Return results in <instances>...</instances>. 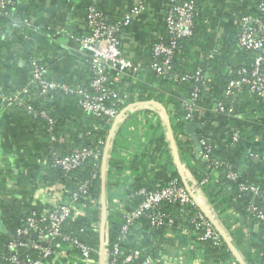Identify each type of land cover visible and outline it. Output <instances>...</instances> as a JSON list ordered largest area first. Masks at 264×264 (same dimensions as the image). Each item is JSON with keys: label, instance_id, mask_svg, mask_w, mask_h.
<instances>
[{"label": "built area", "instance_id": "obj_1", "mask_svg": "<svg viewBox=\"0 0 264 264\" xmlns=\"http://www.w3.org/2000/svg\"><path fill=\"white\" fill-rule=\"evenodd\" d=\"M89 1L90 4L84 17L87 33L77 39L80 48L86 53L89 64V78L86 84L81 85L64 79L50 78L47 67L38 58L30 57L28 60L30 72L28 83L9 94H0V100L6 106L22 110L37 125H41L40 133L46 137L47 142L60 144L65 142V139L61 140L62 136L55 132L56 121L51 114L52 111L43 106L39 98H45L52 93L68 96L74 99L76 105L85 114L104 116L114 121L121 114V105L124 103V98L119 96L117 90V87L120 86L119 75L136 73L134 63L124 57L120 50V33L135 16L144 11V1L141 0L132 5L122 18L113 23L105 22L102 12L94 6L95 0ZM166 1L168 4L164 14V23L167 38L166 40L158 36L155 38L156 40L151 45L149 66L158 75L170 79L175 78L179 82L194 81L189 97L181 99L183 111L181 120L186 123L194 119L196 110L200 108L197 103L198 83L202 84L203 78L207 74H203L202 69L196 67L192 72H183L176 78V75L172 76V58L179 39L192 35L196 0ZM15 3L16 0H0V14L6 15ZM256 8L260 15L252 13H237L236 15L235 44L238 48L250 52V64L238 67L234 71L235 76L232 75L230 66L226 67V70L231 74L225 73L227 81L222 91L224 97L230 99L229 104L231 105L225 106L221 101H218L212 112H219L227 117L231 116L233 112L231 100L241 94L243 90L259 98H264V0H258ZM22 21L26 25L29 24V20L26 18ZM217 57L220 58L215 48L205 55L206 60ZM31 95L37 101H31V99L25 101L24 96L30 98ZM167 117L168 131L174 141L175 135L168 114ZM223 129L230 138L226 148L232 151L241 143L240 131L227 124L223 126ZM177 138L185 140L184 135L179 133ZM198 141L200 149L196 150L195 158L206 165L203 168L204 175L194 179L192 186H189L187 179L184 181L186 183H183L179 177L173 176L164 183L156 181L151 187L142 186L131 190L130 186L133 180L126 186L119 183L118 186L114 176L113 180L108 181L107 172L109 171L107 170L109 169L105 165L104 201L101 198L103 151L101 152L96 146H73L69 147L65 153L59 147L49 146V155L44 157L47 160L42 158L45 160L43 161L39 158L37 162L43 161L42 165L48 164L49 167L60 169L67 175L78 169L83 162L92 161L91 176L87 180L79 181L74 188L68 189L61 181L40 182L45 171L39 172L34 178L35 190L38 189L39 193L52 197L54 200L48 204H44L42 201H34L30 204L33 207L41 208L40 210H31L15 229L6 243L7 255L5 259L10 264H130L133 259L146 252L142 264H188L189 261L182 258V252H175L173 256L172 248L165 244L159 246L155 255L146 251V246H143L137 237L134 248L123 249L120 246L123 240L132 235L131 227L138 226V220L144 217L151 228H165L164 236L177 235L181 232L188 234L192 248L199 249L201 254L198 257V264H246L243 255L234 244L233 236L226 229L225 223L222 220L219 221L221 216L217 210H210L211 204L202 192V188L212 179L214 168L223 167L225 177L231 183L237 182L238 192L250 196L246 204V211L256 219L257 224L264 225V189L252 182L239 180L248 169L252 168L250 166L252 163H264V145L260 149H253L249 145L244 146V150L242 149L244 152L243 168L234 169L229 158L222 159L213 156L215 149L218 148V144L214 140L201 136ZM174 146L175 151L169 152L170 160L173 167L178 165L182 170L179 147L175 144ZM143 152L150 153L147 148H144L143 151H138L137 155ZM180 156L182 155L180 154ZM164 162V158L155 162L149 161L147 157L143 159L146 167L154 171L159 170ZM124 171L130 172L127 168L119 174L114 171H110L109 174L120 175ZM98 176L100 177L98 200L100 217L97 222H93L91 225L98 236V245L94 247L79 239L71 229H68L71 228L68 225L78 219L88 218L86 202L93 203L90 189L93 180ZM111 182L112 186L109 185ZM199 192L203 194L204 200L199 199ZM133 199L137 200L135 206L123 214L116 240L110 242L107 223L108 206L115 210L127 202H132ZM102 202L105 212L104 220ZM165 205H170L173 210L165 209ZM230 214L237 215L233 207L230 209ZM178 217H181L183 221L178 222ZM101 230L103 234L102 246L100 245ZM198 242H210L217 247L225 245L226 250L232 256L225 262L210 257L206 258L203 248L198 246Z\"/></svg>", "mask_w": 264, "mask_h": 264}, {"label": "trees", "instance_id": "obj_2", "mask_svg": "<svg viewBox=\"0 0 264 264\" xmlns=\"http://www.w3.org/2000/svg\"><path fill=\"white\" fill-rule=\"evenodd\" d=\"M257 1L258 0H253L250 4V8L247 11L243 10V12L239 14L252 13L260 15L256 8ZM89 4V0H79L77 7L82 11L83 17L86 15ZM164 4L166 10L168 2L164 0ZM195 5L196 14L194 16L193 32L191 36L179 39L178 41L177 49L172 58V76L176 75L175 77L178 78L177 75L186 71L192 72L196 67H200L203 74L206 73L207 76L203 78L202 84H200V82L198 83L199 97L197 103L201 109L203 107L212 112L218 101H221L225 106L231 105L229 104L230 99L224 97L222 91L227 81L226 74H231L226 70V67L230 66V71L233 72L232 75L235 76L234 71H236L238 67L241 65L248 66L250 64L251 54L237 46L234 48L236 49V56L234 59L230 60L222 59L221 57L205 60L204 57H199L198 54L191 53L190 51L193 49L201 47L209 33V22L207 20L210 15L209 9L208 7L203 8L199 5L197 0ZM94 6L102 12L106 23H113L122 18L125 14L116 13V15H114V10L103 4L100 0H95ZM47 31L50 32L52 29ZM157 36L164 40L167 38L164 17L163 27ZM155 40L156 39H154L152 43ZM150 60L151 55L147 66V75L151 81L155 84L157 83L159 89L140 84L126 85L125 88L119 86L117 87L119 96L122 97L125 95L124 92L126 94H131L134 89L141 87L140 89H143V91H140L142 98H156L165 104V108L169 113L176 144L177 147H179V153L184 156L183 158L185 160L194 161L191 168L195 170L193 172L197 175V178H201L204 175L203 168L206 164L196 160L195 144L184 130L185 121L181 120L183 115L181 99L189 97L194 81L179 82L175 78L170 79L166 76L158 75L150 68ZM145 89H148L147 93ZM243 91L241 93H243ZM39 101L40 103L41 101L44 102V98H39ZM231 101L233 106L231 116L227 117L222 113L212 112L213 115L206 118L201 115V110H199V108L194 114V119L196 121L195 132L197 137L200 138L201 136H205L214 140L218 144V148L215 149L213 156L222 159L229 158L234 169H236L239 167L243 168L242 157L244 154V146L249 145L253 149H260L264 145V98H259L250 93L249 99L245 102L240 101L239 95L235 96ZM121 107H123V105H121ZM51 114L56 121L55 132L59 136H63L65 142L60 144L58 142L45 143L43 147L37 150L36 157L33 154V157L26 167L33 178H36L39 172L45 171L40 182L61 181L68 189H72L79 181L90 178L93 168L92 161L83 162L78 169L65 175L60 169H53L49 167L48 164H40L36 161L37 157L44 158L46 157L45 155L48 157L49 146H53V148L59 147L60 150L65 153L69 147L73 146H96L102 152L112 122L104 116L97 117L91 114H85L86 124L81 127L73 122H64L65 120L54 111H52ZM28 117L30 118V116ZM225 124L233 128H238L240 131L241 143L232 151L226 148L230 138L229 134L223 131V126ZM38 127L39 130L42 129L41 125H38ZM178 133L184 135L186 139H178ZM151 145L152 146L148 149L150 153L143 152L140 155L136 154L127 166L111 155L108 158V169H112L118 174L127 168L132 171L133 181L130 186L131 190L138 189L142 186L151 187L156 181L164 183L173 176L177 177V172L174 170L170 160L168 142L165 140V134L162 132L159 133L158 136L153 138ZM113 150L114 145L111 149V153ZM145 157H147L149 161L154 162L164 158L165 162L160 166L159 170H149L143 163ZM44 159L47 160L46 158ZM26 160H28V158H26ZM250 166L252 168L250 170L248 169L246 174H243L239 180L249 181L260 185V187L263 186L264 163L256 162L252 163ZM214 169V172L218 173L215 177L218 180H216V182L210 180L203 185L202 192L207 196L212 208L217 210V213L221 215V220L225 223L226 229L233 236L234 244L240 250L246 264H264V225L257 224L256 219L246 211V204L250 196L238 192L237 182L231 183L225 177L223 167H215ZM90 196L93 203L86 202L88 218L78 219L70 223L68 226L71 228L68 229H71L83 242L97 247V232L91 225L93 222H97L100 217V205L98 202L100 197L99 176L93 180ZM136 202L137 200L133 199L132 202H127L122 207L115 210L108 206L109 213L107 215V223L108 239L110 242L116 240L118 227L122 222L123 214L132 209ZM231 206L237 208L238 216L227 214V210ZM40 208L41 207H33L30 204L22 203L21 198H18V196L12 192V189L6 185L5 180L0 182V226L2 227V229H0V264H10L5 259L7 255L6 243L31 210H40ZM164 208L173 210L170 205H165ZM180 220L183 221L181 217H178L177 221L179 222ZM81 228H83L82 231H80ZM165 230V228H151L148 221L142 217L138 220V226L134 225L131 227L132 235L123 240L120 246L123 249L134 248L137 237L138 241L143 246H146V251L155 255L159 248L158 245L165 242ZM198 246L203 248L204 257L206 258L210 257L214 260H222L225 262L230 260L232 256L231 253L226 250L225 245L217 247L213 246L210 242H198ZM145 253L146 252L141 253L137 258L133 259L130 264H142Z\"/></svg>", "mask_w": 264, "mask_h": 264}, {"label": "crops", "instance_id": "obj_3", "mask_svg": "<svg viewBox=\"0 0 264 264\" xmlns=\"http://www.w3.org/2000/svg\"><path fill=\"white\" fill-rule=\"evenodd\" d=\"M100 1L114 10V15H116V13H126L132 5L141 0ZM142 1L145 5L144 11L135 16L120 33V50L124 57L136 66L135 74L119 75L120 87L140 84L159 89L157 83L149 79L147 66L152 41L163 27L165 4L164 0ZM197 1L203 8L208 7L209 9L210 15L207 19L209 33L201 47L190 52L205 58V55L215 48L222 59H234L236 56V49H234L237 32L236 15L243 10L247 11L253 0ZM78 3L79 0H16L14 7L6 15L0 14V94H9L28 83L30 57L38 58L47 67L50 78L64 79L81 85L86 84L89 78V64L86 53L80 48L77 39L85 35L87 29L82 11L77 7ZM25 18L29 20L27 25L22 21ZM51 29L52 31H47ZM140 88L134 89L131 94L124 92L125 95L122 96L124 103L121 114L112 135L110 136L111 128L116 120L111 121L106 136L102 150V166L104 164L108 166V158L111 155L124 164L126 163L125 166H127L138 151H143L144 148L149 149L153 138L161 132L165 134L169 152L175 151L174 144H177L170 136L163 112L164 110L169 116L165 104L156 98H142L140 91L143 89ZM147 91L148 89H145L146 93ZM249 95L248 91H243L239 94L240 101H247ZM24 99L25 101L29 99L37 101L33 95L30 98L24 96ZM41 104L56 112L65 120L64 122H73L81 127L86 124V115L76 105L73 98L52 93L46 96ZM199 110L206 118L213 115L203 107ZM109 136L110 139H108ZM63 138L62 136L61 140ZM184 139H186L185 136ZM45 143H47L46 137L40 133L35 121L22 110L6 106L0 100V182L5 180L6 185L18 198H21L24 204H31L34 201L48 204L54 200L52 197L39 193L38 189L35 190L34 178L26 167L33 154L36 157L37 150ZM113 145L114 150L111 153ZM181 157L184 156L179 154L182 170L175 164L173 168L183 183H186L184 181L187 179L189 186H192L194 179H197V175L193 172L195 170L191 168L194 161H187L183 158L184 161ZM39 158L45 161L37 157ZM110 171L114 170L109 169ZM109 172H107L108 181L113 180L114 176L117 184L126 186L133 180L132 171H124L120 175L111 173V176ZM217 174L213 172L212 182L218 180L215 178ZM109 185L112 186V182ZM262 187L264 189V183ZM210 206V210H213ZM231 208L232 206L228 208L227 214H230ZM233 208L238 216L237 208ZM0 229H2L1 226ZM162 244L172 248L173 256L179 251L182 252V258L190 262L188 264H198V257L201 255L199 249L192 248L190 238L185 232L165 236V242Z\"/></svg>", "mask_w": 264, "mask_h": 264}, {"label": "water", "instance_id": "obj_4", "mask_svg": "<svg viewBox=\"0 0 264 264\" xmlns=\"http://www.w3.org/2000/svg\"><path fill=\"white\" fill-rule=\"evenodd\" d=\"M163 112L165 114V120H166V124L168 126V123H169L168 122V117H167L166 112L164 110H163ZM118 119H119V117L116 119V121L114 122V124H113V126L111 128L110 136L113 133L114 127H115L116 122L118 121ZM195 127H196V121L194 119H191L188 122H186V124L184 126V130L190 136V138L193 140L197 150H199L200 149L199 141H198V137H197L196 132H195ZM110 136L108 137V139H110ZM106 151H107V147L105 148V153H106ZM104 166H105V164L102 167V181H101L102 182V186H101V198H102V200L104 199ZM102 209H103V220H104L105 219V217H104V213L105 212H104V204H103V202H102ZM34 236L35 235L33 234V237ZM102 236H103V234H102V230H101V235H100V245L101 246H102Z\"/></svg>", "mask_w": 264, "mask_h": 264}, {"label": "rangeland", "instance_id": "obj_5", "mask_svg": "<svg viewBox=\"0 0 264 264\" xmlns=\"http://www.w3.org/2000/svg\"><path fill=\"white\" fill-rule=\"evenodd\" d=\"M198 197H199L200 200H204V196H203V194L200 193V192L198 193Z\"/></svg>", "mask_w": 264, "mask_h": 264}]
</instances>
